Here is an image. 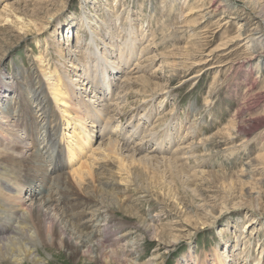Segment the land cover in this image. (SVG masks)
<instances>
[{
  "label": "rangeland",
  "instance_id": "rangeland-1",
  "mask_svg": "<svg viewBox=\"0 0 264 264\" xmlns=\"http://www.w3.org/2000/svg\"><path fill=\"white\" fill-rule=\"evenodd\" d=\"M222 1L119 0L115 5V0H0V13L5 8L9 15L11 13L8 22L0 19V77L1 74L6 75L7 78H4L9 84L19 72L22 75L45 72V67L57 65L62 68L64 64L69 71L76 66L81 68L80 65L73 66L76 64L73 55L80 61L84 59L81 53L83 48L77 40L83 35L84 40L89 39L84 34L85 27L80 24L85 10L106 20L108 25H114V19L119 17L123 26L132 21L136 28L141 38L135 48L136 54L139 57L144 55L139 63L142 62L140 66L145 68L141 72L139 70L138 75H145L151 87L144 89L141 82H126L129 76L123 78L122 73L116 77L113 82L125 89L123 95H119V110L111 107V115L115 119L110 130H124L121 144L129 150L144 146L147 151L159 152L149 156L150 165L138 160L136 166L133 164L132 167L134 185L139 188L136 192L132 191L133 199H141L140 188L151 190L153 198L148 202L141 200V203H136V209H139L140 215L145 211L149 217L154 216V222L151 224V218H147L146 224L139 223L111 193L98 194V200L104 207L109 204L107 207L111 214L108 216L137 226L131 232L130 246L141 252L146 250L143 263L161 254L164 259L159 260L158 264H185L186 259L191 258L196 259L197 264H214L215 249L224 252L228 247L227 252L235 254L236 264H253L257 258H260V264H264V71L260 70V74L253 60L246 62L250 55L242 46L243 41L231 42L239 26L243 25L247 31L253 29V9L264 7V0H229L224 4ZM128 16L131 19L127 20ZM12 21L25 23L24 31H16L18 29H15ZM118 37L116 41L120 44ZM103 39L109 43L106 36ZM59 49L63 51L64 58L60 57ZM135 62L136 59L132 58L124 66V75L126 70L133 71ZM16 82L14 80L13 87ZM87 88L90 91L91 86ZM148 90L154 99L145 95ZM10 92L12 100L13 92ZM89 95L87 98L90 100H97L92 93ZM162 99L163 103L160 102ZM159 102L162 104L159 105ZM145 107L149 108V112L147 109L143 114ZM151 115V120H147ZM140 116L145 123L144 129L158 132V138L170 135L174 141L157 145L152 137L141 140L143 137L138 135L143 128L137 127V131H132L130 124L136 125ZM100 128H95V134L102 135V149H108V142L105 144L107 136L101 133ZM230 129L236 134L234 142L230 139ZM36 130L37 139L42 143L44 139L41 135L39 137V132L43 133V130L40 126ZM132 134L137 136L131 139ZM245 141H248L246 148L232 153L231 148L235 144L240 146ZM99 145L100 142L94 145L93 150L98 149ZM176 150L178 155H175ZM94 152L97 161L105 160L103 153ZM173 153L183 159L175 162ZM38 154L46 157L47 163L44 164L45 160L41 159L35 164L42 172L35 173L36 177L41 179L40 175L46 176L45 169L53 170V164L51 168L45 151L41 150ZM93 155V152H87L80 156L71 171L85 163L89 165L91 162V166L94 163ZM107 156V160H115L112 153ZM169 159L177 165H170ZM126 164L130 166L128 161ZM94 170H98L96 165ZM113 173L118 175L121 172L115 167ZM48 175L43 184L46 190H49L56 176L51 172ZM7 187L13 188L10 183H7ZM29 192L30 188L23 196L30 199ZM54 196L60 198L56 194ZM7 213L0 215V224L6 223L11 228L10 237L22 238L20 234L28 231V228H24L29 226L22 222L23 212L18 215L10 213L9 219ZM102 214L103 211H100L94 215L98 218ZM24 217H27L26 213ZM253 218L258 222L247 226L251 230L245 231L244 225L250 224ZM30 229L29 226L28 235L35 238L34 230ZM243 231H253L252 237L248 236L249 241L242 239ZM176 235H179L180 241L176 242ZM245 242H248L247 246ZM26 246L32 250V255L20 258L29 264L37 261L42 264H84L79 259H70L63 249L44 252L38 239L36 244ZM37 250H42L40 255ZM18 257H8L7 262L21 264L16 261Z\"/></svg>",
  "mask_w": 264,
  "mask_h": 264
},
{
  "label": "bare ground",
  "instance_id": "bare-ground-1",
  "mask_svg": "<svg viewBox=\"0 0 264 264\" xmlns=\"http://www.w3.org/2000/svg\"><path fill=\"white\" fill-rule=\"evenodd\" d=\"M227 1L229 0H224L222 3ZM118 3L119 0H115L114 4L117 5ZM253 10L254 17L252 19L253 21L255 20L253 29L247 31L244 30L245 27L243 25L239 26L236 36L231 42L243 41L242 46H244L245 51L250 55V58H247L246 62L253 60L260 72V70L264 71V7ZM10 15L8 9L5 8L0 13L1 21L8 22ZM21 17L17 18L22 21ZM128 19L131 18L128 16ZM114 22V25H108L106 24V20L100 19L99 16L97 17L86 10L83 11L80 24L82 27H85L84 32L86 33L84 34H87L89 39L84 40L83 37L85 35H83L79 36L77 40L83 48L81 52L84 56L83 61H80L73 55V60L76 61V64L73 66L80 65L81 68L72 66V70L69 71V68L64 64L62 68L57 65L50 68L45 67V72L35 71L32 74L29 72L24 73V75L19 72L13 78L17 81L15 87H13L14 80L11 82L12 84H9L4 78H7V76L1 74L0 165L2 168L0 170H2L0 172V215L8 212L6 216L9 219L10 213L14 212L18 215L23 212L22 222L28 223L36 236L33 238V236L28 235V232H30L29 226H26L24 230L28 228V231L20 234L22 238L10 237L11 228L6 223L5 225L0 224V264H9L7 262L8 257L13 258L14 255L19 256L16 259L17 262L29 264L23 262L20 257L29 258L32 255V250H28L26 245L36 244L37 239L42 245L44 252L63 249L70 259H79L84 264H158L159 260L164 259V255L160 254L143 263L142 259L145 258L146 250L141 252L138 249L134 250L133 246H130L132 244L131 232L137 226L127 225L108 216L111 214L110 209L107 207L109 204L104 207L105 205L103 204V206L98 200L100 197L98 194L111 193L110 195H116L121 207L126 211L128 210L139 223L146 224L147 218H151L149 219L151 224L154 222V216L149 217L145 211H143V215H140L139 209H136L138 207L136 203H139L141 200L148 202L153 198L151 190L140 188L142 190L140 193L141 199H133L132 191L136 192L139 188L135 186L132 167L133 164L134 167L136 166L138 160L150 165L149 156L156 151L157 153L159 152L158 150L147 151L144 146L135 149L130 148L129 150L121 144L123 141L121 135L124 134V130L118 131V129L112 130V128L110 130V125L115 119L114 115H111V107L115 106L119 110L118 103L121 98L119 95L125 89L113 82L116 77L118 78L122 73L123 78L124 76H129L128 78L126 77V82H141L144 89L151 87L148 86L149 82L145 75H138L139 70L141 72L145 68L143 69V66H140L142 62L139 63V60L144 55L141 54L142 56L140 55L139 57L136 54L135 48L137 42L139 39L141 40L136 32V28L133 26L132 21L123 26L122 20L119 17H116ZM117 22L118 25L116 24ZM12 23L16 26L15 29H18L16 31H24L25 23L20 24L16 21H12ZM24 33L26 34V32ZM122 33L123 35H121ZM115 35L119 36L117 39H119L120 44H118V40L116 41ZM103 36L109 39V43L103 39ZM142 38L144 37L142 36ZM101 44L103 46L100 47ZM240 47H237V49ZM144 50L148 49L144 48ZM62 54L63 51L59 49L60 57L64 58ZM132 58L136 59L133 71L126 70L127 73L124 75V66L128 65ZM149 62H147L148 65ZM150 63H153L152 60ZM18 76L21 77L18 78ZM152 76L156 77L155 73H152ZM195 77L197 78L198 76ZM88 85L91 86L90 91H88ZM10 91L13 92L12 100L10 99ZM91 93L94 95L93 98H97V100L92 101V99L87 98ZM99 95H102V97H99ZM145 95L148 98H153L152 92L149 90L145 91ZM164 99L160 102L163 103ZM160 102L159 105L162 104ZM149 108L151 107L149 106ZM149 108L145 107L143 114H146L147 109L149 112ZM151 118L152 115L146 119L151 120ZM87 124L93 127L90 128ZM130 124L132 131L137 127L143 128L138 135V137H143L141 140L152 137L158 143L157 145L174 141L170 135L158 138L160 136L158 132H149L148 129H144L145 123L142 122L141 116L136 125ZM37 126H40L43 130V133L39 132V137L41 135L43 136L42 139H44L42 143L37 139ZM95 128H100L101 133H105V137L107 136L105 144L108 142V149H102V135L98 136L95 134ZM190 129L188 131H191ZM229 135L231 141L234 142L236 140L234 135L236 134H233L231 129L229 130ZM136 136L132 134L130 138L134 139ZM99 142V148L93 150L94 145ZM247 143L248 141L242 142L240 146L235 144L231 148L232 153L240 148H246ZM41 150L45 151V154H48L47 162L50 163V166L53 164V170L49 171L50 168L49 170L45 169L44 174L46 176L40 175V179L36 177L35 173L42 172L39 170L40 168H36L35 164L39 163L41 159H46V157L42 158L38 154ZM94 151L103 153L105 155L103 156V160L105 159L104 161L106 162L97 161ZM87 152H93L94 163L91 166V162L89 165L85 163L77 170L71 171L80 156L85 155ZM110 153L115 156H113L115 158L114 161L106 159ZM174 154L175 162H177L176 160L183 159L175 156L178 155L177 150L176 154ZM154 158L158 159V157ZM171 159H169V163L175 167L177 164ZM126 161L129 162L130 166L126 164ZM44 164L47 165L46 160ZM95 165L98 170H94ZM115 167L121 172L119 173L120 175L115 174V176L114 173L112 174V169ZM49 172H51V175L56 176L49 190H46L43 184L46 177L49 176ZM24 173L26 176H24ZM119 181L123 184L125 183L126 186H122L123 184H120ZM7 183H10L13 188H8ZM133 186L135 188H132ZM69 187H71V190ZM28 188H30V199L23 196ZM55 194L60 198H55ZM100 211H103L104 214L100 215L101 217L95 218L94 214ZM25 213L28 218L24 217ZM164 215L167 216L166 213ZM144 217L146 218L144 219ZM174 219H177V217ZM256 222L258 221L253 218L250 224L244 225L245 231L246 229L251 230V227L248 228L247 226H253ZM0 223L2 222L0 221ZM252 235L253 231H243L241 237L249 241V237L251 238ZM174 237L176 242L180 241L179 235ZM244 244L247 246L248 242ZM225 249L224 252H219V250L215 249L213 254L214 264H236L235 254L230 255L227 252L228 247ZM42 250H37V253L40 255ZM157 250L159 252V249ZM248 257H250V254ZM259 262L260 258L253 260V264H260ZM33 264L42 263L37 261ZM47 264H51V262ZM185 264H197V261L193 258L190 260L186 259Z\"/></svg>",
  "mask_w": 264,
  "mask_h": 264
}]
</instances>
